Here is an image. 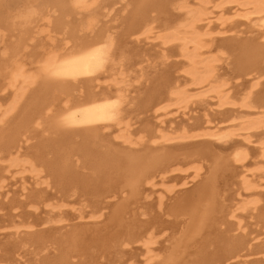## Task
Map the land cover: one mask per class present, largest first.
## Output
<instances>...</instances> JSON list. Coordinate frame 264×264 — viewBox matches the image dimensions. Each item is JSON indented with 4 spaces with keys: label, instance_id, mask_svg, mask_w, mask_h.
<instances>
[{
    "label": "bare ground",
    "instance_id": "1",
    "mask_svg": "<svg viewBox=\"0 0 264 264\" xmlns=\"http://www.w3.org/2000/svg\"><path fill=\"white\" fill-rule=\"evenodd\" d=\"M210 4L0 0V199L23 182L0 201L20 220L0 264H264V138L248 147L264 130V0ZM155 33L158 60L141 48ZM209 96L203 127L166 131Z\"/></svg>",
    "mask_w": 264,
    "mask_h": 264
},
{
    "label": "rangeland",
    "instance_id": "2",
    "mask_svg": "<svg viewBox=\"0 0 264 264\" xmlns=\"http://www.w3.org/2000/svg\"><path fill=\"white\" fill-rule=\"evenodd\" d=\"M219 1L220 0H217V2H216V0H210V2H211V4H210V8H211V11L212 10H214L215 11V9H214V6L216 5V4H218L219 3ZM215 3V4H214ZM211 6H213V7H211ZM118 8H120V5H117L116 7H115V9H118ZM231 12V11H230ZM114 13V14H113ZM228 14V13H227ZM230 14H232V12L231 13H229L228 15H230ZM112 15V16H111ZM111 15H110V17H107V18H103L104 19V21H108L109 20V22L107 23L108 24V26L110 27V26H116L117 25V23H118V21H117V19H118V16L116 17L115 15H117L116 14V12L114 11V12H112L111 13ZM120 15H121V13H120ZM215 16H217V15H215ZM116 17V18H115ZM112 18V19H111ZM116 19V21H115V19ZM112 20V23H111V20ZM114 20V21H113ZM106 21V22H107ZM111 23V24H110ZM218 24V23H217ZM217 27H218V25H216ZM242 26V27H241ZM248 28L247 26H245L244 24H241L240 25V28H239V30L240 31H242L243 29L245 30V31H247V29L246 28ZM116 31H118V29H113V30H111V32H116ZM156 34L157 33H155L153 36H152V38L151 39H149V41L147 40V41H143L142 43H141V48H142V50L144 49V51L146 50V49H148V51H147V58H149L150 57V55H153V56H151L150 57V59H152V60H158V53L160 52V50L162 49V46H161V44H160V40L158 39H156ZM249 35V34H248ZM251 35V34H250ZM240 36H244V34H241L240 33ZM245 36H247V34H245ZM218 37V39H222L223 37L222 36H217ZM222 37V38H221ZM151 51V52H150ZM168 53L174 58V59H179L178 58V56H179V50H177V48H175L174 46H173V48H170V49H168ZM149 55V56H148ZM178 55V56H177ZM156 58V59H155ZM225 68H226V66H223V68L221 69L220 68V70H219V74H224V72H225ZM138 69V68H137ZM137 69H135L133 72H131V73H128V74H130L131 76H129L128 78H127V80L129 81H133L134 80V77H135V74H137L138 73V70ZM147 72H150V70H148L147 69ZM185 83H188V84H185ZM190 82H184V84L186 85V86H188V85H190L189 84ZM189 90H190V92L192 93V94H194L193 95V99H196V98H199L201 95H203V94H199L198 92L199 91H197L196 90V88H194L193 86H190L189 87ZM197 96H199V97H197ZM203 100H205V102H207L204 106H196V105H194V106H192L191 107V109L190 110H187L186 112H185V114H183V111H177L176 110V108L175 109H172V110H170L169 111V113H168V116H167V118H166V126H165V129H166V131L167 132H174V131H176L177 133L178 132H180L181 130H183V129H185V128H189L190 130H197L198 129V127H200L201 128V126L203 127L204 126V118H202L203 117V115H204V113L206 112V109L208 110V109H214V110H218L217 108V106H218V102H217V100L214 98V96H209V97H206L205 99H203ZM237 101H239V100H237ZM206 106V107H205ZM206 108V109H205ZM204 109H205V111H204ZM238 110V109H237ZM227 111H229V110H225V111H222V112H227ZM234 111V110H233ZM232 110L231 111H229L230 112V114L231 115H229L228 113H227V115L228 116H233L232 117V119H240V118H243V117H241V115L242 116H244V117H248V115L250 116V114H246L245 112V114H243V112H241L240 113V111L238 112H233ZM211 112V114L213 113L214 115H216V116H218L220 113L219 112H217L216 111V113L215 112H212V111H210ZM217 113H219L218 115H217ZM238 113V114H237ZM240 113V114H239ZM233 114V115H232ZM237 115H239V116H237ZM220 116V115H219ZM218 116V117H219ZM223 116V115H222ZM221 116V117H222ZM237 116V117H236ZM224 117V116H223ZM226 117V116H225ZM236 117V118H235ZM200 119V120H199ZM155 122H157V120L155 119L154 120ZM202 123V124H201ZM216 123V124H215ZM217 123H219V124H217ZM223 123H220L219 122V120L217 121V119H215V122H214V124L212 125V131H213V133H218L219 134V136H223V135H225V134H228L229 133V127H228V125L227 124H225V125H222ZM192 125H194V126H192ZM137 127H139V124H137V126L135 125V127L134 128H137ZM197 128V129H196ZM264 130H261L260 132H252V134H250L249 135V133L248 134H241V136H245V135H249L250 136V144H248L249 146V152H250V154L251 155H253V157H254V155L255 156H257L259 153H260V147H259V145H260V141H261V139H263L264 138ZM260 135H261V137H260ZM240 141H242V143H243V141H244V137H241L240 139H239ZM239 140H237V141H239ZM244 144V143H243ZM259 149V150H258ZM16 172L14 171V172H12L10 175H14ZM9 175V176H10ZM27 175H29V174H27ZM24 176H26V174L24 175ZM15 179L13 178H10V179H8V181H7V184H8V188H6L5 190H7L8 189V191H3L2 192V196H1V198H3V200L2 199H0V201L2 202L3 201V203H5L6 201H8L9 199H11L12 197H14L15 195V197H14V199L16 198L17 199V197L18 196H20V194H21V187H22V185H23V182H22V180H20V177H21V175H15ZM258 178L256 177L255 178V180H257ZM259 181V180H258ZM12 182V183H11ZM29 183H30V181H29ZM170 184L172 185L173 183H171L170 182ZM7 193H9V196H8V200L5 198V196L7 195ZM5 196H4V195ZM11 195V196H10ZM158 195V194H157ZM157 195L156 194H154L153 195V197L151 198V201L153 200H157ZM11 197V198H10ZM19 198V197H18ZM150 200V199H149ZM0 202V203H1ZM155 202V201H154ZM2 209V208H1ZM66 211H70V208L68 207L67 208V210ZM5 212V211H4ZM3 212V213H4ZM6 213V212H5ZM4 213V214H5ZM0 214H1V212H0ZM4 214H1L0 215V244H5L6 242H8V243H10V242H12V240H14V239H11L12 237H10L9 235V233H10V230L8 229V227H9V224L11 225V223H15V222H18V221H20L19 220V218H16V219H12L13 220V222H12V220L10 219V220H7L8 222H3L2 220H3V218L1 219V217L2 216H4ZM48 216V215H47ZM59 216V214L58 213H51L50 214V216H48V217H52V219H54V218H57ZM246 218V220L245 221H248V222H245L244 221V224H245V226L247 227V225H248V227L250 228L251 227V229H249L248 227H247V233L249 232V234L251 233V231L250 230H252V232H256L257 230H258V227L256 226V225H254V222H253V220H251L250 218H248V216L247 215H244ZM7 218V217H6ZM5 218V219H6ZM10 218V217H9ZM244 218V217H243ZM15 220V221H14ZM247 224V225H246ZM250 224V225H249ZM6 226V227H5ZM256 227V228H255ZM256 229V230H255ZM257 233V232H256ZM254 235H256V234H252V236H254ZM4 236H5V238H4ZM10 237V238H9ZM14 238V237H13ZM0 249H2V247H1V245H0ZM139 252V251H138ZM138 252H134L135 253V255H137V256H139L138 255ZM25 254H29V255H25ZM23 256L25 257L24 258V260H22L21 261V263H17V264H32L35 260H34V258H35V256H34V254H32L33 256H31L30 254H31V252H28V253H25ZM137 258V257H136ZM26 259V260H25ZM136 260H143L142 259V257L140 256L138 259H136ZM4 264H8V263H4ZM9 264H11V263H9ZM12 264H16V262H14V263H12ZM139 264H141L140 262H139ZM258 264H262V263H258Z\"/></svg>",
    "mask_w": 264,
    "mask_h": 264
}]
</instances>
